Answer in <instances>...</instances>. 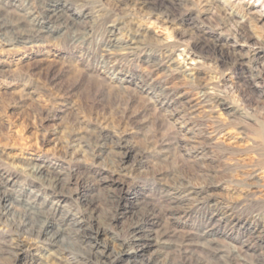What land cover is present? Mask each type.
Returning <instances> with one entry per match:
<instances>
[{"label": "rangeland", "instance_id": "rangeland-1", "mask_svg": "<svg viewBox=\"0 0 264 264\" xmlns=\"http://www.w3.org/2000/svg\"><path fill=\"white\" fill-rule=\"evenodd\" d=\"M143 1L0 0V264H264V0Z\"/></svg>", "mask_w": 264, "mask_h": 264}, {"label": "bare ground", "instance_id": "bare-ground-1", "mask_svg": "<svg viewBox=\"0 0 264 264\" xmlns=\"http://www.w3.org/2000/svg\"><path fill=\"white\" fill-rule=\"evenodd\" d=\"M170 1H172V0H170ZM71 2V1H70ZM133 2V1H132ZM144 3L145 2H147V0H144L143 1ZM157 2V1H156ZM162 2V1H161ZM169 2V1H168ZM8 3V2H7ZM6 3V4H7ZM28 3V2H27ZM31 3V2H30ZM34 3V2H33ZM142 3V2H141ZM170 3V2H169ZM172 3H175L174 1H172ZM177 3V2H176ZM179 3V2H178ZM157 4V3H156ZM155 4V5H156ZM168 4V3H167ZM38 5V4H37ZM37 5H35V6H37ZM159 5V4H158ZM180 5V4H179ZM197 5H199V2H198V4ZM205 5H207V3H205L204 4V6ZM30 6V5H29ZM28 6V7H29ZM32 7V6H31ZM38 7V6H37ZM169 7V6H168ZM202 7V6H201ZM172 8V7H171ZM176 8V7H175ZM178 8V7H177ZM200 8V7H199ZM34 9V8H33ZM98 9V8H97ZM38 10V11H37ZM35 9V10H33L32 12H30L29 13V15H34L35 17V19H39L40 18V20H41V23L43 22V24L45 23L44 21L46 20V21H49L50 23H53L54 25H56V24H58V26L59 27H61L62 25H63V23H69L70 24V26H72L73 25V22H72V20H70V21H68V19H66L67 18V10H68V6H66V3H57V2H54L53 4H50L49 5V3H46V4H43V8H41L40 10L39 9ZM161 10V9H160ZM177 10V9H176ZM166 12V11H165ZM27 13V12H26ZM98 13V12H97ZM171 13V12H170ZM173 13V12H172ZM167 14H168V12H167ZM70 15V14H69ZM168 15H170V14H168ZM33 18V19H34ZM70 18V17H69ZM24 19V18H23ZM31 19V18H30ZM34 19V20H35ZM114 19V18H113ZM231 19L233 20V21H237V18H236V15H232V17H231ZM104 20V19H103ZM31 22V24L32 25H34L33 24V21H30ZM29 22V23H30ZM7 23V22H6ZM48 23V22H47ZM105 23H106V21H105ZM237 23V22H236ZM11 24V23H10ZM9 24V25H10ZM108 24V23H107ZM110 24V23H109ZM1 25V24H0ZM48 25V24H47ZM106 25V24H105ZM66 26V25H65ZM108 26V25H107ZM24 27V26H23ZM112 28V30L110 31V36H114L115 35V31H117V29L114 27V26H111ZM18 28V27H17ZM47 28V27H46ZM45 27H40V30H41V32H42V30L44 31L45 29H46ZM72 28H73V26H72ZM105 28H106V26H105ZM16 29V28H15ZM23 29H25V28H23ZM30 29H31V27H30ZM118 29H120V28H118ZM130 29V28H129ZM10 30V29H9ZM21 30H22V28H21ZM52 30V29H51ZM75 30V29H74ZM80 30V29H79ZM83 30V29H82ZM126 30V29H125ZM124 30V31H125ZM25 31V30H24ZM108 31V30H107ZM123 31V32H124ZM119 32V31H118ZM36 33V32H35ZM87 33H88V31H87ZM125 33V32H124ZM85 34V33H84ZM241 34V33H240ZM15 35V34H14ZM13 35V36H14ZM21 35V34H20ZM42 35V34H41ZM16 36V35H15ZM18 36H19V33H18ZM134 36V35H133ZM135 36H137V34H135ZM27 37V36H26ZM247 37H250L249 35L247 36ZM246 38V37H245ZM127 39V38H126ZM196 39V38H195ZM13 40V39H12ZM21 40V39H20ZM23 40V39H22ZM26 40V39H25ZM9 41V40H8ZM106 41V40H105ZM196 41V40H195ZM199 41V40H198ZM109 42H110V44H111V46L112 47H114V48H117V49H121V50H133L134 49V45L137 43L138 44V42H136V40H135V38L133 37L132 39H130L129 40V42L128 43H120L116 38H113V39H109ZM199 42H201V41H199ZM198 42V43H199ZM196 43V42H195ZM208 44V43H207ZM211 45V44H210ZM214 45H215V43H214ZM200 47H202V46H200ZM210 47V46H209ZM219 48V47H218ZM202 50V49H201ZM221 50H223V49H221ZM116 51V50H115ZM220 51V50H219ZM219 51H218V53H219ZM223 53L225 54V52L223 51H221V54L223 55ZM220 54V55H221ZM169 55V54H168ZM218 55V54H217ZM226 55H227V57H230V60L232 61V63H237L238 62V59L237 58H235V56L230 52V51H226ZM147 56V55H146ZM234 58H233V57ZM144 57V56H143ZM221 57V56H220ZM226 57V58H227ZM171 58H170V56H167V61H166V63H170L171 61ZM224 61V60H223ZM154 65V64H153ZM155 66V65H154ZM113 67V66H112ZM159 67V66H158ZM164 68H167V67H165V66H163ZM154 70V69H153ZM157 70V69H156ZM185 95V94H184ZM201 95H203V94H201ZM200 95V96H201ZM204 95H206V94H204ZM182 97V95L181 96H179L177 99H180ZM217 102V101H216ZM181 103V102H180ZM184 103H186V102H184ZM189 103V102H188ZM219 105H223V104H221V102H219L218 103ZM185 105V104H184ZM190 107V106H189ZM183 113H185V112H183ZM183 117V116H182ZM183 121V120H182ZM188 122V121H187ZM180 123V122H179ZM185 124V123H184ZM184 124H182V125H184ZM190 129V128H189ZM188 130V129H187ZM214 133V132H213ZM210 135H211V133H210ZM215 135V134H214ZM211 137V136H210ZM206 138V137H205ZM209 139V138H208ZM194 143H195V141H194ZM33 171V174H34V176H35V174L36 175H39V174H41V171H40V168L39 169H34V170H32ZM32 173V172H31ZM32 174V175H33ZM8 176V175H7ZM10 177H11V175H10ZM3 179H2V177L0 178V183H1V185L4 183L3 181H2ZM5 183H7V181H5ZM59 183V182H58ZM57 183V184H58ZM56 184V183H55ZM61 184V183H60ZM56 186V185H55ZM52 188V187H51ZM53 189V188H52ZM34 190V189H33ZM54 191V190H53ZM53 191H51V192H53ZM3 192V191H2ZM5 192H6V190H5ZM7 193V192H6ZM31 193V192H30ZM34 193V192H33ZM48 193V192H47ZM190 193V192H189ZM174 194V193H173ZM28 195V194H27ZM48 195V194H47ZM52 195V194H51ZM3 196V195H2ZM0 197V204H1V200H2V198H4V197ZM181 197V196H180ZM185 198V197H184ZM182 199V198H181ZM34 200H36V197L34 196V199H32V200H30L29 202H27L26 203V206H27V209H26V211L28 210V211H31L32 209H34L35 210V208L32 206V205H34ZM178 200V199H177ZM19 201V200H18ZM24 201V200H23ZM53 201V200H52ZM171 201V200H170ZM172 202V201H171ZM43 203V202H42ZM32 204V205H31ZM39 204V203H38ZM165 204V203H164ZM48 205V204H47ZM39 206V205H38ZM174 206V205H173ZM24 207V206H23ZM170 207V206H169ZM179 208V207H178ZM4 209V208H3ZM166 209V208H165ZM165 209H164V211H165ZM167 209H169L170 210V208H168L167 207ZM33 210V211H34ZM46 210V209H45ZM171 210H173V209H171ZM233 210V209H232ZM40 211V210H39ZM161 211V210H160ZM220 211V210H219ZM7 212V211H6ZM8 212H9V210H8ZM35 212V211H34ZM154 212V211H153ZM28 213L29 212H27V215H28ZM31 213V212H30ZM29 213V214H30ZM37 213H39V212H37ZM42 213V212H41ZM44 213V212H43ZM50 213V212H49ZM34 214H36V213H34ZM161 214V213H160ZM148 215V214H147ZM151 215H153V213H151ZM163 215V214H162ZM211 215V214H210ZM154 216V215H153ZM159 217V216H158ZM161 215H160V219H161ZM164 217H165V215H164ZM213 217H214V215H213ZM155 218V217H154ZM173 218V217H172ZM171 217L169 218V219H172ZM210 218H212V217H210ZM219 219L220 220H233L234 219V216H233V214L229 211V208H226L224 211H221L220 212V216H219ZM71 220V219H70ZM162 220V219H161ZM168 220V219H167ZM212 219H208V221L210 222ZM235 220V219H234ZM67 221V220H66ZM144 221V220H143ZM218 221V220H217ZM69 222V221H68ZM74 222V221H73ZM45 223V222H44ZM48 224V223H47ZM70 224V223H69ZM75 225H77V223H74ZM154 224V223H153ZM230 225V224H229ZM70 227V226H69ZM18 228V227H17ZM41 228V227H40ZM200 228V227H199ZM42 229V228H41ZM126 230V229H125ZM128 230V229H127ZM38 231H40V230H38ZM78 231H80V230H78ZM243 231H245V230H243ZM37 232V231H36ZM48 232V231H47ZM138 232V231H137ZM203 232V231H202ZM38 233V232H37ZM40 234L39 235H41L43 232H39ZM88 233V232H87ZM98 231L97 232H94V234L92 233V235H91V239H92V241H91V247H92V249H88L89 251H87L86 253H88V258H86V259H83L84 258V256H81V258H79V259H77V260H75L74 262H72V263H70V264H85L87 261H90V260H94L95 262H99V263H101V264H115L116 262H118V261H128L126 264H152V261H153V259L152 258H149V259H147L146 261H143L142 259L140 260V261H136V258L139 256V255H141V254H143L144 252H145V244H143V245H141V246H138L137 245V243L138 242H136L135 240H134V238L132 237L133 236V232L131 233V234H128V236L123 240V241H121V244H120V248H119V251H118V253L120 254V259H116L115 257H113L110 253H107L106 252V250H105V246L104 247H99V245L97 244V235H98ZM152 233V232H151ZM244 233V232H243ZM141 234V233H140ZM156 234H159V233H156ZM252 233H250L249 234V236L244 240L245 242L246 241H248V239H250L251 238V235ZM254 234V233H253ZM124 235V234H123ZM127 235V234H126ZM129 235H131L130 237H129ZM144 235V234H143ZM212 235V234H211ZM37 236V235H36ZM153 236V235H152ZM157 236V235H156ZM198 236V235H197ZM247 236V235H246ZM55 237V236H54ZM53 237V238H54ZM132 237V238H131ZM144 237V236H143ZM160 237H161V235H160ZM52 238V239H53ZM138 238V237H137ZM154 238L156 239V237L154 236ZM50 239V238H49ZM158 239V238H157ZM156 239V240H157ZM51 240V239H50ZM183 240V239H182ZM12 241H14V240H12ZM158 241V240H157ZM211 241V240H210ZM243 241V242H244ZM140 242V241H139ZM182 242V241H181ZM15 243V242H14ZM20 243V242H19ZM155 244V243H154ZM161 244V243H160ZM89 245V244H88ZM158 245H159V242H158ZM16 246V245H15ZM17 246H18V244H17ZM148 246V245H147ZM242 246V245H241ZM240 246V247H241ZM137 247H141L140 249L139 248H137ZM12 248V247H11ZM13 249V248H12ZM3 250V249H2ZM15 250V249H14ZM84 250V249H83ZM182 250V249H181ZM185 250H187V249H185ZM5 251V250H4ZM202 251V250H201ZM214 251V250H213ZM246 251V250H245ZM2 252V251H1ZM7 252H9V251H7ZM244 252V251H243ZM243 252H242V249L241 248H236V247H233L231 250H230V253H229V255H228V257H230L229 259H228V261H226V262H224L225 264H230V263H234V264H240L238 261H242V259L243 258H246L247 256H245L244 257V254H243ZM264 252V251H263ZM3 253V252H2ZM82 253V252H81ZM208 253V252H207ZM6 254V253H5ZM9 254V253H8ZM204 254V253H203ZM259 255H260V253H258ZM76 255V254H75ZM82 255H84V254H82ZM180 255V254H179ZM206 255V254H205ZM262 255H264V253L262 254ZM193 256V255H192ZM214 256V255H213ZM261 256V255H260ZM83 257V258H82ZM152 257V256H151ZM182 257H183V255H182ZM208 257V256H207ZM227 257V258H228ZM225 258V257H224ZM248 258V257H247ZM246 258V259H247ZM155 259V258H154ZM193 259V258H192ZM87 260V261H86ZM191 260V259H190ZM197 260V259H196ZM255 260V259H254ZM258 260V259H257ZM263 260V259H262ZM192 261V260H191ZM248 261H250V260H248ZM256 261V260H255ZM261 261V260H260ZM264 261V260H263ZM262 261V262H263ZM91 262V261H90ZM252 262H253V260H252ZM261 262V263H262ZM191 263V262H190ZM221 263V262H220ZM24 264H41L37 259H35V260H31L30 262H27V263H24ZM198 264V263H197ZM251 264V263H250Z\"/></svg>", "mask_w": 264, "mask_h": 264}]
</instances>
